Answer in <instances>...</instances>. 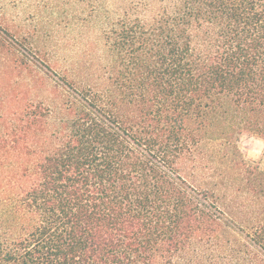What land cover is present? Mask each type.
<instances>
[{
	"label": "trees",
	"instance_id": "trees-1",
	"mask_svg": "<svg viewBox=\"0 0 264 264\" xmlns=\"http://www.w3.org/2000/svg\"><path fill=\"white\" fill-rule=\"evenodd\" d=\"M75 2L0 20V264H264V0Z\"/></svg>",
	"mask_w": 264,
	"mask_h": 264
},
{
	"label": "rangeland",
	"instance_id": "rangeland-1",
	"mask_svg": "<svg viewBox=\"0 0 264 264\" xmlns=\"http://www.w3.org/2000/svg\"><path fill=\"white\" fill-rule=\"evenodd\" d=\"M81 10L75 0H0V20L19 31L26 46L42 51L60 46L67 56L83 46L81 28L73 29V16ZM239 147L245 158L264 167L263 140L244 135Z\"/></svg>",
	"mask_w": 264,
	"mask_h": 264
}]
</instances>
